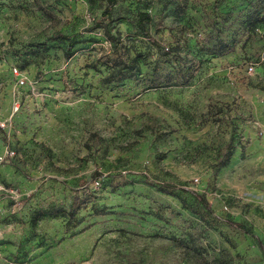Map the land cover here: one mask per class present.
I'll return each instance as SVG.
<instances>
[{
  "label": "rangeland",
  "instance_id": "374dc122",
  "mask_svg": "<svg viewBox=\"0 0 264 264\" xmlns=\"http://www.w3.org/2000/svg\"><path fill=\"white\" fill-rule=\"evenodd\" d=\"M105 6L0 0V264H264V0Z\"/></svg>",
  "mask_w": 264,
  "mask_h": 264
},
{
  "label": "trees",
  "instance_id": "16d2710c",
  "mask_svg": "<svg viewBox=\"0 0 264 264\" xmlns=\"http://www.w3.org/2000/svg\"><path fill=\"white\" fill-rule=\"evenodd\" d=\"M89 1H90V3H93L96 0H89ZM101 1L105 2L106 6H105L100 18L93 25V28L101 27L103 22L106 20L111 22L113 19L115 7L118 3V0H101ZM151 21H152V18L148 12L143 11V10H139L137 12V15H136L137 26L146 36H149V30L147 29V25L150 24ZM109 37H110V40L114 43V45H117L119 43V39L116 38L113 34L109 33ZM52 39L53 40H59V39L60 40H67L68 41V50L72 49V47H74V45L76 44V41L74 40V38L72 36L64 35L61 33L56 34L55 36H53ZM127 78H129V76L127 74H125V75L121 76L120 79L124 80ZM154 87H156V86H152V88H154ZM230 158H231V154H227L223 158H220L219 165L225 166L229 162ZM94 175L96 177L102 176V174L100 172H97V171L94 173ZM175 189H177L175 186H166L163 188V191H165L166 193H172V191H174ZM182 189L184 191H187V192L193 194L195 196V198L198 200V202L202 206H204L208 212L213 213L212 208H211V204L206 200V198L203 195H201L195 191H192V190H187L186 188H182Z\"/></svg>",
  "mask_w": 264,
  "mask_h": 264
},
{
  "label": "built area",
  "instance_id": "2783aa9c",
  "mask_svg": "<svg viewBox=\"0 0 264 264\" xmlns=\"http://www.w3.org/2000/svg\"><path fill=\"white\" fill-rule=\"evenodd\" d=\"M250 70H253V67H250ZM19 84L20 85H24L25 84V78L21 77L19 80ZM3 127L5 126V124L2 125ZM4 162V158H0V165ZM5 190V186L4 184L0 181V192Z\"/></svg>",
  "mask_w": 264,
  "mask_h": 264
}]
</instances>
